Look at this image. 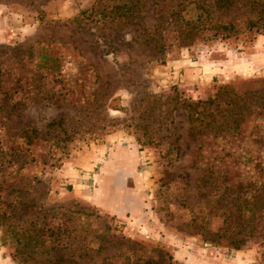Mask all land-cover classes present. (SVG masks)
<instances>
[{
	"label": "rangeland",
	"instance_id": "rangeland-1",
	"mask_svg": "<svg viewBox=\"0 0 264 264\" xmlns=\"http://www.w3.org/2000/svg\"><path fill=\"white\" fill-rule=\"evenodd\" d=\"M0 264H264V0H0Z\"/></svg>",
	"mask_w": 264,
	"mask_h": 264
},
{
	"label": "trees",
	"instance_id": "trees-1",
	"mask_svg": "<svg viewBox=\"0 0 264 264\" xmlns=\"http://www.w3.org/2000/svg\"><path fill=\"white\" fill-rule=\"evenodd\" d=\"M221 90H223V91H225L226 89H221ZM232 92V91H231ZM213 101V99H209V100H207L206 102H212ZM205 101H200V100H198V101H196V102H188L187 103V106H189V108H190V110H191V108L193 107V108H195V107H197L198 105H200V104H204V103H206ZM189 116L191 117V115H190V111H189Z\"/></svg>",
	"mask_w": 264,
	"mask_h": 264
},
{
	"label": "built area",
	"instance_id": "built-area-1",
	"mask_svg": "<svg viewBox=\"0 0 264 264\" xmlns=\"http://www.w3.org/2000/svg\"><path fill=\"white\" fill-rule=\"evenodd\" d=\"M79 172L82 173V170H80Z\"/></svg>",
	"mask_w": 264,
	"mask_h": 264
}]
</instances>
